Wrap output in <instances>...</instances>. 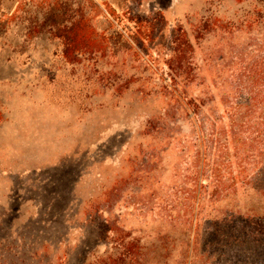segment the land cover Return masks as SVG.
<instances>
[{"label":"rangeland","instance_id":"obj_1","mask_svg":"<svg viewBox=\"0 0 264 264\" xmlns=\"http://www.w3.org/2000/svg\"><path fill=\"white\" fill-rule=\"evenodd\" d=\"M263 7L0 0V264H264Z\"/></svg>","mask_w":264,"mask_h":264},{"label":"trees","instance_id":"obj_2","mask_svg":"<svg viewBox=\"0 0 264 264\" xmlns=\"http://www.w3.org/2000/svg\"><path fill=\"white\" fill-rule=\"evenodd\" d=\"M67 11V10H66ZM60 12L57 6L50 9L49 20H51V34L54 38L61 40L64 49V56L66 59H77L83 54L99 53L104 46L105 36L99 34L96 28L89 24L87 19L82 16L76 18L69 16L67 12ZM264 11V7H263ZM109 14L117 18L116 11L109 7ZM129 21L133 23L135 33L132 40L136 44H141L145 37H152L154 28L148 19L141 17H131ZM144 34V36H143ZM238 105L234 110L236 114H229V118H237ZM234 115V116H232Z\"/></svg>","mask_w":264,"mask_h":264}]
</instances>
